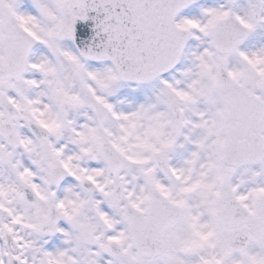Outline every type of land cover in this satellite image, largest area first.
Returning <instances> with one entry per match:
<instances>
[{
    "label": "snow or ice",
    "instance_id": "snow-or-ice-1",
    "mask_svg": "<svg viewBox=\"0 0 264 264\" xmlns=\"http://www.w3.org/2000/svg\"><path fill=\"white\" fill-rule=\"evenodd\" d=\"M0 264H264V0H0Z\"/></svg>",
    "mask_w": 264,
    "mask_h": 264
}]
</instances>
